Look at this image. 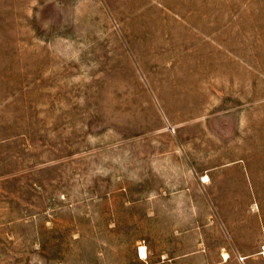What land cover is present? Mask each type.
<instances>
[{
	"label": "rangeland",
	"instance_id": "rangeland-1",
	"mask_svg": "<svg viewBox=\"0 0 264 264\" xmlns=\"http://www.w3.org/2000/svg\"><path fill=\"white\" fill-rule=\"evenodd\" d=\"M0 264H264V0H0Z\"/></svg>",
	"mask_w": 264,
	"mask_h": 264
},
{
	"label": "bare ground",
	"instance_id": "bare-ground-1",
	"mask_svg": "<svg viewBox=\"0 0 264 264\" xmlns=\"http://www.w3.org/2000/svg\"><path fill=\"white\" fill-rule=\"evenodd\" d=\"M140 256L143 259L147 258V251H146V248L145 247H141L140 248Z\"/></svg>",
	"mask_w": 264,
	"mask_h": 264
}]
</instances>
